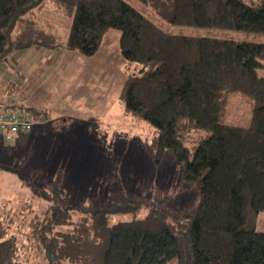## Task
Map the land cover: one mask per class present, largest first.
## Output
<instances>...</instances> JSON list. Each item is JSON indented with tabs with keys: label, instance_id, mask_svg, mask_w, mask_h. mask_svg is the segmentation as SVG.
Masks as SVG:
<instances>
[{
	"label": "trees",
	"instance_id": "trees-1",
	"mask_svg": "<svg viewBox=\"0 0 264 264\" xmlns=\"http://www.w3.org/2000/svg\"><path fill=\"white\" fill-rule=\"evenodd\" d=\"M141 1L168 25L125 0H0V62L28 47L92 57L117 29L126 61L124 112L154 129L152 159L171 155L197 196L186 206L165 200L141 215L145 199L114 186L100 205L90 200L77 209L59 168L42 190L48 204L41 212L22 204L32 210L27 238L49 264H167L174 257L178 264H264V42L166 28L264 33V0ZM47 5L72 17L66 38L40 20ZM234 92L253 100L247 124L226 122ZM192 131L205 134L190 145ZM18 219L11 210L0 214V264H22L24 242L10 233L14 224L21 232Z\"/></svg>",
	"mask_w": 264,
	"mask_h": 264
},
{
	"label": "rangeland",
	"instance_id": "rangeland-1",
	"mask_svg": "<svg viewBox=\"0 0 264 264\" xmlns=\"http://www.w3.org/2000/svg\"><path fill=\"white\" fill-rule=\"evenodd\" d=\"M125 1L168 25L150 3ZM40 17L54 22L55 30L61 35L67 34L72 22V17L55 11L52 6L42 10ZM166 28L180 33L264 42L261 32L188 26ZM119 35L117 29L108 31L92 57L73 50L61 54L54 69L40 68L41 78L37 83L23 70L25 63H33L31 55L37 49L32 48V53L20 50L18 59L8 57L10 65L5 70L0 66L2 79L11 71L19 80L9 84L2 80L4 93L15 97L18 108L33 120L32 129L20 138L0 136V214L4 216V210H11L19 218L16 223H22L21 232L17 224L10 230L24 242L22 264H49L27 238L30 227L25 219L30 218L32 210L41 212L48 204L42 190L49 187L59 168L65 170L67 189L66 185L63 188L67 191V201L77 209L90 200L100 205L114 186L145 199L141 215L149 206L165 200L186 206L197 196L196 187L183 181L180 166L171 155L167 154L159 163L152 159L149 144L154 129L146 121L124 112L119 94L126 77V61L119 50ZM260 73L264 74L262 68ZM32 107L44 112L35 113ZM252 108V98L242 92L232 93L226 107V122L247 124ZM204 134L190 132L188 143L195 144ZM26 200L32 203V210L22 207ZM129 217L116 215L114 220ZM258 229L264 230V211L260 212ZM167 264H178V259L174 257Z\"/></svg>",
	"mask_w": 264,
	"mask_h": 264
},
{
	"label": "crops",
	"instance_id": "crops-1",
	"mask_svg": "<svg viewBox=\"0 0 264 264\" xmlns=\"http://www.w3.org/2000/svg\"><path fill=\"white\" fill-rule=\"evenodd\" d=\"M47 6H52V5H47ZM52 8L55 11H57L53 6H52ZM44 9H42V10H44ZM41 11H40V14H41ZM57 12H59V11H57ZM59 13H61V12H59ZM64 15H66V14H64ZM67 16H69V15H67ZM40 20L43 23L51 22L52 25H53L54 32H56L57 34L61 35L60 33L57 32V30H55V23L54 22H52V21H50L48 19L42 20L41 17H40ZM70 26H71V24H70ZM68 33H69V30L67 31L66 35H61V36L66 38ZM32 48L33 49H37L39 51L37 53H35L34 55H31L33 63L32 62L25 63L24 66H23L24 67L23 70L27 71L26 73H27V75H29V78L34 80L36 83L41 78V75H40V72H39L40 68H45V69L52 68V69H54L57 66L58 62H59L60 55L64 54V53H68L69 51H71V50H67V48H65V47H62L60 49H54V48H50V47H41V48L28 47V48L20 49V50H25L27 53L28 52L32 53L33 52ZM20 50L12 51L11 53H9V55L7 57H5L0 62V66L3 67V70H5L10 65V59L8 57L14 56L13 58H17L18 59L20 57V52H22ZM31 63H32V65H31ZM125 68H126V63H125ZM6 73L7 74L4 77V79H2L0 77V104L1 105H6V106H9V107H18L19 102L17 101V99L15 97H13V96L11 97L10 95L4 93L5 86L3 85L4 82L2 81V80L7 81L6 84H9V82L10 83L14 82V80L17 79L16 74L11 73V71L10 72H6ZM18 74H20V73H18ZM17 81L19 82L18 79H17ZM24 134H26V133H24ZM22 136H23V134H18L14 139L20 138Z\"/></svg>",
	"mask_w": 264,
	"mask_h": 264
},
{
	"label": "built area",
	"instance_id": "built-area-1",
	"mask_svg": "<svg viewBox=\"0 0 264 264\" xmlns=\"http://www.w3.org/2000/svg\"><path fill=\"white\" fill-rule=\"evenodd\" d=\"M32 126V117L18 107L0 104V136L12 140L18 134L28 133Z\"/></svg>",
	"mask_w": 264,
	"mask_h": 264
}]
</instances>
